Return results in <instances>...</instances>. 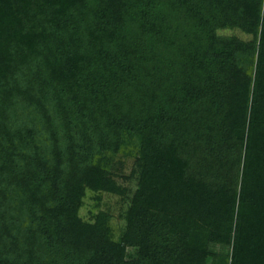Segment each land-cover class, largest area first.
Returning <instances> with one entry per match:
<instances>
[{
    "label": "trees",
    "instance_id": "trees-1",
    "mask_svg": "<svg viewBox=\"0 0 264 264\" xmlns=\"http://www.w3.org/2000/svg\"><path fill=\"white\" fill-rule=\"evenodd\" d=\"M0 264H264V0H0Z\"/></svg>",
    "mask_w": 264,
    "mask_h": 264
},
{
    "label": "rangeland",
    "instance_id": "rangeland-1",
    "mask_svg": "<svg viewBox=\"0 0 264 264\" xmlns=\"http://www.w3.org/2000/svg\"><path fill=\"white\" fill-rule=\"evenodd\" d=\"M222 34H225V35L235 34L238 37H241L242 39H248V37L242 35L239 31L226 30V31H223ZM117 160L119 162L118 164L119 173L128 175L130 172L131 165H132V159H129L128 161L124 159L122 156H119ZM129 187L131 190L134 189L131 185ZM101 198H102L101 202L99 204V207L97 208L96 195L88 192L86 197L84 198V201H83L84 203L80 210V215L85 220H88L91 216L90 212L96 213L98 210H105L106 208H110L115 218L113 219V225H115V229H117V227H120V224H121L120 223L121 221L119 222L117 218L119 214V209L121 208L117 204L118 199L116 197L108 196V195H104Z\"/></svg>",
    "mask_w": 264,
    "mask_h": 264
}]
</instances>
